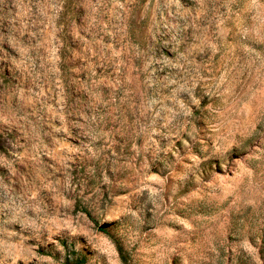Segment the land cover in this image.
Listing matches in <instances>:
<instances>
[{
    "label": "rangeland",
    "instance_id": "obj_1",
    "mask_svg": "<svg viewBox=\"0 0 264 264\" xmlns=\"http://www.w3.org/2000/svg\"><path fill=\"white\" fill-rule=\"evenodd\" d=\"M62 240L264 264V0H0V264Z\"/></svg>",
    "mask_w": 264,
    "mask_h": 264
},
{
    "label": "trees",
    "instance_id": "obj_2",
    "mask_svg": "<svg viewBox=\"0 0 264 264\" xmlns=\"http://www.w3.org/2000/svg\"><path fill=\"white\" fill-rule=\"evenodd\" d=\"M80 210L84 213H86V215L88 217H90V219L94 222V224L96 225V227H98V230L109 233V231L106 229V227L104 225H98L97 220H95L92 216L89 210H87V208L85 207H81ZM114 241L116 243V247L117 250L119 252L120 258L123 261H126V255L123 251V247L121 246L119 240L117 238H114ZM61 244L63 245V247L66 249L65 255L63 256V264H86V257L84 254H75L74 250H71L69 252V250L67 251L68 248V244L66 243V241L62 240ZM45 254H49V252H44Z\"/></svg>",
    "mask_w": 264,
    "mask_h": 264
}]
</instances>
